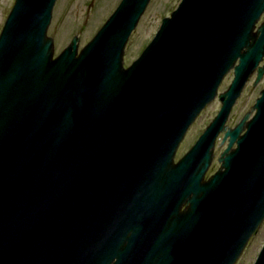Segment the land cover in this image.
Returning <instances> with one entry per match:
<instances>
[{"label": "water", "instance_id": "1", "mask_svg": "<svg viewBox=\"0 0 264 264\" xmlns=\"http://www.w3.org/2000/svg\"><path fill=\"white\" fill-rule=\"evenodd\" d=\"M56 2L15 0L0 34V264H237L264 223V88L227 123L264 78V0H181L129 67L151 0H122L58 55Z\"/></svg>", "mask_w": 264, "mask_h": 264}, {"label": "rangeland", "instance_id": "2", "mask_svg": "<svg viewBox=\"0 0 264 264\" xmlns=\"http://www.w3.org/2000/svg\"><path fill=\"white\" fill-rule=\"evenodd\" d=\"M121 1L122 0H57L49 28V36L55 41L56 55L60 54L76 36L80 37L81 50L93 39L96 33L116 10ZM14 2L15 0H0V34ZM180 2L181 0H151L137 29L131 35L126 46L124 59L126 67H129L139 58L143 50L155 37L163 19L169 17L172 12L177 9ZM92 3L93 5L90 8V16L87 18V12ZM263 18L264 16L262 17L261 22L264 21ZM261 65H264V61ZM256 77L257 73L255 72L233 108L227 123L229 127L236 126L247 113L252 112L256 100L260 97V93L264 88V78L254 86ZM233 78V72H230L222 82L219 88V93L227 90ZM220 109L221 102L217 97L205 108L197 121L190 128L184 141L179 147L176 161L182 158L195 144L206 127L217 116ZM222 137L223 134L219 136L218 140ZM226 146L227 145L216 148L217 156L224 148H226ZM214 162L215 164L209 169L206 178L210 177L218 170L220 163L217 159H215ZM263 246L264 223L250 241L237 264H254Z\"/></svg>", "mask_w": 264, "mask_h": 264}, {"label": "flooded vegetation", "instance_id": "3", "mask_svg": "<svg viewBox=\"0 0 264 264\" xmlns=\"http://www.w3.org/2000/svg\"><path fill=\"white\" fill-rule=\"evenodd\" d=\"M263 20H264V18H263ZM235 127V126H234ZM233 128V127H232ZM222 141H223V137L222 138H220V140H218V143L216 144V148L217 147H219V146H221V143H222ZM225 145H228V141L225 143ZM227 147V146H226ZM226 148H224L223 149V151L225 150ZM223 151H221L220 153H219V155L217 156V149L215 150V158H214V161H215V159H219V157H220V154L223 152ZM213 161V165H212V167L214 166V164H215V162ZM220 167V166H219ZM219 169V168H218ZM215 172V171H214Z\"/></svg>", "mask_w": 264, "mask_h": 264}]
</instances>
